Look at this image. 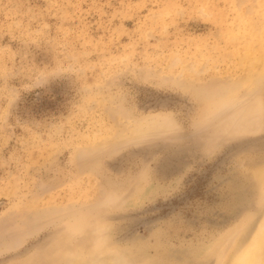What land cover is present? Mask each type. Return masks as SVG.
Wrapping results in <instances>:
<instances>
[{
  "label": "rangeland",
  "instance_id": "1",
  "mask_svg": "<svg viewBox=\"0 0 264 264\" xmlns=\"http://www.w3.org/2000/svg\"><path fill=\"white\" fill-rule=\"evenodd\" d=\"M256 240L264 0H0V264H232Z\"/></svg>",
  "mask_w": 264,
  "mask_h": 264
},
{
  "label": "bare ground",
  "instance_id": "2",
  "mask_svg": "<svg viewBox=\"0 0 264 264\" xmlns=\"http://www.w3.org/2000/svg\"><path fill=\"white\" fill-rule=\"evenodd\" d=\"M261 241L262 240H256L247 248H244L235 260L233 259L234 261L232 264H264V253L262 252L263 244Z\"/></svg>",
  "mask_w": 264,
  "mask_h": 264
}]
</instances>
